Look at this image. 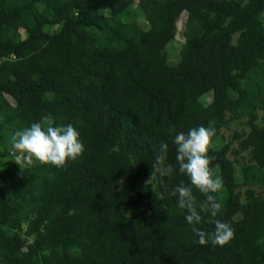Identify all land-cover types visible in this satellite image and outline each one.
Returning <instances> with one entry per match:
<instances>
[{
  "label": "trees",
  "instance_id": "trees-1",
  "mask_svg": "<svg viewBox=\"0 0 264 264\" xmlns=\"http://www.w3.org/2000/svg\"><path fill=\"white\" fill-rule=\"evenodd\" d=\"M209 121L223 247L170 195L191 186L175 135ZM33 122L73 124L83 154L20 168L7 147ZM0 264H264V0H0Z\"/></svg>",
  "mask_w": 264,
  "mask_h": 264
},
{
  "label": "clouds",
  "instance_id": "clouds-1",
  "mask_svg": "<svg viewBox=\"0 0 264 264\" xmlns=\"http://www.w3.org/2000/svg\"><path fill=\"white\" fill-rule=\"evenodd\" d=\"M215 135L214 121H209L207 127L203 125L193 127L187 134L179 132L175 135L173 143L176 146L175 159L179 172L189 178L191 186L181 183L170 195L178 198V207L181 210H186L185 219L192 226L197 243L206 245L211 242L213 246L223 247L234 239L235 230L229 223L217 219L222 204L214 194L223 188V180L214 175L210 163L215 157L208 155L211 139ZM11 140L15 152L14 162L20 168L30 167L36 162L66 168L70 161H75L85 150L80 132L73 124L58 126L49 124L45 128L41 123L33 122L30 126L15 131ZM168 151V144L162 142L152 163L150 180L160 177L163 184V178L173 174L174 166L168 163ZM193 187L206 195V206L210 212L207 222L214 225L211 232L196 226L201 223L202 217L197 211ZM167 191L165 187V192ZM160 198L163 199L164 195L160 194Z\"/></svg>",
  "mask_w": 264,
  "mask_h": 264
},
{
  "label": "rangeland",
  "instance_id": "rangeland-1",
  "mask_svg": "<svg viewBox=\"0 0 264 264\" xmlns=\"http://www.w3.org/2000/svg\"><path fill=\"white\" fill-rule=\"evenodd\" d=\"M185 18V15L182 14L180 15L178 21H177V29L179 30L181 27H182V23H183V20ZM137 21H142V17L140 15L137 16ZM175 43L171 44L173 48H177V42H180L179 40H181V38L179 39V37L177 36L175 39ZM174 57H172L171 59H173ZM223 133L228 135L230 133V130L228 129H222ZM7 151L10 155V159L13 158V155H15V152L12 148V144H9L8 147H7ZM141 183H143V179L141 180Z\"/></svg>",
  "mask_w": 264,
  "mask_h": 264
}]
</instances>
